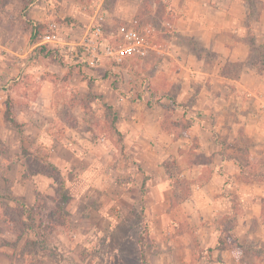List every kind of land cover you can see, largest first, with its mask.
Wrapping results in <instances>:
<instances>
[{
  "label": "rangeland",
  "instance_id": "rangeland-1",
  "mask_svg": "<svg viewBox=\"0 0 264 264\" xmlns=\"http://www.w3.org/2000/svg\"><path fill=\"white\" fill-rule=\"evenodd\" d=\"M167 6L164 0H0V45L11 43L6 44V48L0 46V113L3 112V117L0 116V158L7 161L0 164V264H214L223 259L232 264L234 255L239 256L241 264H260L262 261L264 245L238 242V236L244 240L249 231L243 226L237 228L239 217L243 221L247 214L236 195L230 199L233 202L232 213L223 209L216 213L202 205L190 204L192 193L198 187L210 186V195L219 190L216 200L225 195V185L217 181L209 183L213 173L222 174V168L216 165L214 169V158L207 156L199 144H183L178 148L179 156H166L163 150L160 155L154 142L153 146H157L159 151L154 156H149L148 148L141 147L146 162L163 159L164 171L157 175L154 171L150 174L151 171L141 169L137 178H132L118 173L125 166L122 158L126 157V151L120 147L122 134L116 127L118 116L115 108L104 104L101 117H94L93 121V117H84L86 124L81 125L75 113L71 112L72 108L86 107L90 100H98L88 89L83 90L84 96L79 97L80 101L75 97L73 91L79 93V80L106 79L115 90L127 82L129 85L125 86L135 89L137 83L142 90L145 85L143 79H148L142 65L148 62L150 66L152 62L172 59L170 37H173V30L171 19L165 14ZM135 18L150 30L152 43L165 52L152 51L145 58L130 57L121 64L113 58H103L96 68H90L86 54L80 48L87 32L99 24L104 37L115 43L119 25ZM14 26L17 28L15 39L8 33ZM33 29L37 31L35 41L31 40ZM47 35L53 38L52 43L45 44ZM12 43L16 44V49ZM42 46L46 47L44 51L40 48ZM182 47L187 48L186 45ZM261 49L264 46L257 49L254 59L264 63V50ZM208 59L209 62L214 61L215 54L209 53ZM170 70L179 72L173 66ZM227 70L234 74L236 69L229 66ZM149 73L151 75L153 69L149 68ZM61 76L66 82L64 112L69 125L85 131L90 124L89 128L96 131L95 139L105 138L117 146L113 160L100 165L96 175L93 176L94 172L88 174L86 181L89 186L98 183L90 189H86L84 180L77 179L72 184L69 182L70 179L72 182V176H63L60 171L58 175L49 164L25 158L30 157L25 147L34 140L36 128L50 117L47 114L33 116L34 123L32 127L28 123V132L23 122L25 118L20 120L21 112H25L24 101L13 93L15 90L19 93L23 85L35 84L39 78L54 82ZM43 83L45 85V82L39 85L43 86ZM199 86L195 84V87ZM145 87L141 92L150 95V84ZM150 101H153V96L149 99L151 104ZM93 102H97V107L103 103ZM52 109L60 113L62 108L55 102ZM175 111L168 116V121L176 125V133H184L189 119L179 118ZM182 122L183 130L179 127ZM255 142L244 136L231 143L219 140L221 153H228L238 160L242 175L237 184L248 189L241 182L250 181L255 193L262 195L264 153L254 150ZM258 142L260 145L264 143L260 139ZM8 145L14 149H9ZM41 154L47 157L46 151L42 150ZM11 160L14 162L9 164ZM108 163L113 165L115 173L108 172ZM25 172L49 173L51 176H46L51 179L50 187L32 197L24 187ZM158 177L159 180L163 177L160 181L166 185L165 197L160 199L164 200L163 207L149 211L157 200ZM14 182L18 184L17 195L10 192ZM227 185L231 186L232 182L228 180ZM226 191L230 197L231 193ZM10 196L21 199L27 208H17ZM259 203L260 218L254 215L250 220L251 229L257 233L258 239L264 237H259L264 235V199ZM217 250L225 252V258H214Z\"/></svg>",
  "mask_w": 264,
  "mask_h": 264
},
{
  "label": "crops",
  "instance_id": "crops-1",
  "mask_svg": "<svg viewBox=\"0 0 264 264\" xmlns=\"http://www.w3.org/2000/svg\"><path fill=\"white\" fill-rule=\"evenodd\" d=\"M164 2L168 4L165 14L171 19L170 26L173 30L171 32L173 37H170L172 59L152 62L150 66L148 62L142 65L146 70L145 73L148 74V79H143L145 84L143 87L146 88L145 86L150 84L152 103H149L151 98H148L150 96L148 92L143 94L141 92L143 87L141 90L136 82L135 89L125 86V83L115 90L109 85V80L89 78L90 81L79 80L77 84L79 93L73 91V94L80 101L79 97L84 96L83 90L88 89L95 99H98L93 101L103 102L99 105L101 107H97V102L90 100L86 107L77 106L72 108L71 112L75 113L81 125L86 124L84 117H93L91 121L94 117H101L104 104L115 108L118 116L116 127L122 134L120 147L126 151V157L122 158L126 168L123 167L118 173L121 172L124 176L137 178L141 169L151 171L150 174L152 171L157 175L163 173V159L146 162V155L141 147L149 149V156L159 153L156 150L157 146L160 155L163 150L167 153L166 156L171 154L179 156L178 148H182L183 144H199L200 149L204 150L207 156L214 158L212 164L214 169L216 165L222 168V174L213 173L209 183L217 181L225 185V195L216 200L219 190L213 191L214 193L210 195V186L198 187L192 193L190 204L202 205L216 213L221 212L222 209L224 212L232 213L233 202L231 203L230 199H234L236 195L247 214L243 221L239 217L237 228L243 226L249 231L244 240L238 236V242L262 247L264 235H260L259 237L262 238L259 239L256 237L257 233L252 231L250 220L254 215L260 218L258 208L259 202L264 199V194L257 195L250 181L241 182L244 186H248V189L241 188L237 184L240 183L239 178L242 175L238 160L230 157L228 153H221L222 145L219 140L223 139L231 143L236 142L241 136L248 137L256 141L257 146L254 150H262L264 153V143L260 145L258 142L259 139L264 142V63L254 59L257 49L264 46V0H164ZM9 22L11 23L8 19ZM8 33L15 39L16 26L11 28V31L8 30ZM14 43L12 47L16 49ZM6 44L0 46L6 48ZM183 45L187 48H183ZM209 53L215 54L214 61L209 62ZM262 56L264 58V52ZM170 66L177 67L179 72L170 70ZM229 66L235 67L234 74H230L227 70ZM149 68L153 69L151 75ZM42 82H45V85L43 83V86H40ZM65 84L62 76L54 82L39 78L35 84L30 83L31 86L23 85L19 93L14 91L13 94L25 104V112H21L20 120L25 118L23 122L26 124V129L29 127L28 123L33 126V116L40 117L47 114L50 117L48 121L44 120L45 123L41 127L36 128L34 140L25 147L30 157L25 158L52 165L63 176H72V182L71 179L69 181L72 184L77 179L84 180L86 189H90V186H97L98 183L89 186L86 181L88 174L94 172L93 176L96 175L101 169L100 165H106L109 160H113L118 150L111 140L95 139L96 131L89 128L92 125L88 124L85 131H80L78 126L74 128L69 125L64 112ZM195 84L200 86L195 87ZM126 85L129 83L127 82ZM123 92L127 94L124 95ZM135 97L137 100L133 101L132 98ZM55 102L62 108L60 113L52 109ZM173 109L176 110L175 114H178L179 118L183 116L189 119L184 133H181L182 131L176 133L174 129L176 125L168 121V116L174 112ZM0 116L3 117V112ZM183 122L179 126L181 130L184 128ZM1 126L0 123L2 129ZM153 142L157 146H153ZM8 146L9 149H14V146ZM42 150L46 151V158L41 154ZM5 162L7 161L0 158V164ZM13 162L11 160L9 164ZM108 172L115 173L113 165L109 163ZM26 173L24 187L32 193V197L37 193H44L50 187L51 179L46 175L38 172ZM110 180L113 181L112 178ZM157 180L163 181V177H160V180L158 177ZM228 180L232 182L231 186L227 185ZM161 181L156 185L157 200L148 209L149 211L163 207L164 200L160 199L165 197L166 185ZM17 185V182H14V186H11L10 192L12 191L14 195H17ZM226 190L231 193L230 197ZM145 206L149 208V205ZM171 206L169 203L170 210ZM225 256V252L217 250L214 258L221 259ZM232 261H234L232 264H241L239 256L237 258L234 255ZM214 264H228V262L223 259L222 262ZM260 264H264V257Z\"/></svg>",
  "mask_w": 264,
  "mask_h": 264
},
{
  "label": "built area",
  "instance_id": "built-area-1",
  "mask_svg": "<svg viewBox=\"0 0 264 264\" xmlns=\"http://www.w3.org/2000/svg\"><path fill=\"white\" fill-rule=\"evenodd\" d=\"M54 26V25H53ZM138 19H132L127 23L119 25L116 31L115 43L104 37L101 25H95L80 45L86 54V63L90 68H96L103 58H113L116 63L121 64L130 57H147L150 52L162 54L165 50L158 48L152 43L149 34ZM53 38L45 37V44L52 43Z\"/></svg>",
  "mask_w": 264,
  "mask_h": 264
},
{
  "label": "trees",
  "instance_id": "trees-1",
  "mask_svg": "<svg viewBox=\"0 0 264 264\" xmlns=\"http://www.w3.org/2000/svg\"><path fill=\"white\" fill-rule=\"evenodd\" d=\"M36 29H33L32 30V37H31V40L32 41H35L36 40V37H37V35H36ZM43 51H44V48H46V47H44V46H42V47H40ZM47 50H48V52H50V50L47 48ZM52 52V51H51ZM226 73H227V70H226ZM50 167H52V168H54L55 169V172L58 174V175H60V173H59V170L58 169H56L55 167H53L52 165H49ZM40 173V172H39ZM46 175H48V176H51L49 173H45ZM10 199H11V201H13L14 203H16V205H18L17 206V208H22V210H24V208H27L26 206H25V203L24 202H22V200L21 199H17V198H15L14 196H10L9 197ZM23 213V212H22ZM9 218V217H8Z\"/></svg>",
  "mask_w": 264,
  "mask_h": 264
}]
</instances>
